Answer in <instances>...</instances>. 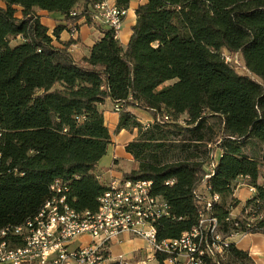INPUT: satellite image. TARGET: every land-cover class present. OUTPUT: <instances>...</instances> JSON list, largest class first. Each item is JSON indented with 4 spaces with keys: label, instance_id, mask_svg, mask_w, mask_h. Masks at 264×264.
<instances>
[{
    "label": "trees",
    "instance_id": "trees-1",
    "mask_svg": "<svg viewBox=\"0 0 264 264\" xmlns=\"http://www.w3.org/2000/svg\"><path fill=\"white\" fill-rule=\"evenodd\" d=\"M131 1L116 4L128 10ZM4 2L0 230L34 218L56 185L75 210H101L106 184L97 166L112 144L101 105L110 100L114 111L122 106L118 130L137 132L126 145L137 168L124 178L151 181L170 205L157 222L160 240L191 230L203 196L214 194L212 214L225 232H264V0H140L126 46L94 23L91 0ZM39 10L59 13L63 23L50 32ZM82 19L101 37L77 60L70 47L79 40L60 38ZM236 55L244 72L227 59ZM131 107L153 121L141 123ZM242 183L258 193L231 218ZM247 208L262 220L248 226ZM227 253L223 264H253L238 245Z\"/></svg>",
    "mask_w": 264,
    "mask_h": 264
},
{
    "label": "built area",
    "instance_id": "built-area-1",
    "mask_svg": "<svg viewBox=\"0 0 264 264\" xmlns=\"http://www.w3.org/2000/svg\"><path fill=\"white\" fill-rule=\"evenodd\" d=\"M89 8L94 23L115 30L117 35L120 33L128 10L118 7L116 0H91ZM77 33L75 30L71 37ZM121 109L122 106H117L115 111L119 113ZM1 159L0 153V164ZM208 178L209 175L204 177L203 190H209L206 184ZM241 180L246 178L241 177ZM151 183L146 180L134 182L130 178H113L105 182L103 218H86L84 221L69 219V209L64 206L67 197L59 195L64 188L53 186L56 195L34 217V220L53 219V228H43L41 240L21 249L10 245L5 255L0 256V264H110L118 261L132 264H223L228 258V248L232 244L238 245L240 238L250 234L225 232L220 220L219 224H211L210 213L213 212L209 210V201H220L214 194L203 196L198 223L191 230L178 238L160 240L158 233H153V226H157L161 218L170 216V205L161 196L150 192ZM243 185L250 199L257 195L255 185ZM249 213L252 215L247 218L248 226L263 218L262 212L247 208L246 214ZM231 218L235 216L231 214ZM14 226L20 227V231L34 229V222ZM130 237L145 242V258L141 254L143 249L137 250V255L130 259L123 254L115 257L111 254V245L122 244ZM0 239L5 237L0 236Z\"/></svg>",
    "mask_w": 264,
    "mask_h": 264
},
{
    "label": "crops",
    "instance_id": "crops-1",
    "mask_svg": "<svg viewBox=\"0 0 264 264\" xmlns=\"http://www.w3.org/2000/svg\"><path fill=\"white\" fill-rule=\"evenodd\" d=\"M139 3L140 0L131 1L128 12L130 11L132 13V18L130 21H127L126 17L125 22H123L124 25L122 27V30L118 34V38L124 46L128 44L130 36L132 34L131 28L136 23V8ZM0 6H6L4 0H0ZM38 14L41 16L42 23L49 27L50 32L53 31V28H55L56 25L63 23L62 15H60L59 13H49L47 11L39 10ZM18 15H20V11ZM98 37H101V32L99 30L86 24L83 19L80 20L78 33L73 37L75 39H78L79 42L70 47V53H72L75 59H81L83 56L89 54L90 47L95 43V40H97ZM69 39H71L70 32H68L67 30L62 32L60 42H67ZM113 106L114 104L110 100H107L103 105H101V108L104 112L106 124L110 130V133L112 134V144L108 147L106 155L100 160L97 166V174L104 182H108L113 178H124L127 173L129 174V172L137 168V164L134 161V158L126 151V145H128L129 142H132L136 138L137 132L136 130L133 132L125 129L118 130L121 114L115 112L113 110ZM129 111L133 113L137 117V119H139L138 121H141V123L143 124H147L153 121L152 115L140 108L131 107L129 108ZM105 158L110 159V163L108 164L109 167L107 169H105V166H103L101 163ZM235 197L240 200V204L232 210L231 213L233 216L241 213L244 205L250 198L245 185L239 184L238 188L235 191ZM134 239L138 238H127L128 241ZM127 240H125L122 244L111 245L110 251L114 257L120 255V253L118 255H115L116 252L114 251V249L118 247L121 248ZM141 241L143 242V244H145L143 240ZM144 247L145 246L142 245L134 248L130 252L131 254H129V256H126L124 254L123 255L130 259L133 257V255H137V250L144 249ZM238 247L245 251H248L253 264H264V232L250 233L240 238L238 240Z\"/></svg>",
    "mask_w": 264,
    "mask_h": 264
},
{
    "label": "bare ground",
    "instance_id": "bare-ground-1",
    "mask_svg": "<svg viewBox=\"0 0 264 264\" xmlns=\"http://www.w3.org/2000/svg\"><path fill=\"white\" fill-rule=\"evenodd\" d=\"M134 182H142L140 180H134ZM152 184V183H151ZM150 184V192H151ZM152 193V192H151ZM218 196V195H216ZM219 198V196H218ZM103 194L99 198L101 205V210L98 212L91 211H77L73 209L70 204L65 201V209H69V219L75 221H84L86 218L89 220H98L104 215V202ZM213 201H209V210L212 212ZM34 222V229H23L20 231L18 226H9L0 230V236L5 237V239H0V256L5 255L7 249L12 245L15 248H22L27 246L31 242H37L43 238V228H53V219H35L27 221L25 224H31ZM211 224H219V220L212 213H210ZM153 233H157L156 226H153ZM120 263L129 264L127 261H120Z\"/></svg>",
    "mask_w": 264,
    "mask_h": 264
},
{
    "label": "rangeland",
    "instance_id": "rangeland-1",
    "mask_svg": "<svg viewBox=\"0 0 264 264\" xmlns=\"http://www.w3.org/2000/svg\"><path fill=\"white\" fill-rule=\"evenodd\" d=\"M132 18V13L129 11L128 15H127V21H130ZM78 40V39H77ZM229 60L232 61V63L237 67L238 71L240 72H244L245 69L242 67V60H240V58L236 55L233 58H231L230 56H228ZM171 83V82H169ZM107 157V156H106ZM102 165L105 166V169H107L109 166L108 164L110 163V159L105 158L102 162ZM134 238V237H133ZM127 240V239H126ZM145 246L144 249L142 250L141 254H142V258L146 257V244H143V242L138 238V239H134V240H127L125 242V244L120 248H115L114 251L116 252L115 255L117 254H124L126 256H129V254H131L130 252L134 249L137 248L139 246ZM129 264H132V262L127 261ZM136 263V262H135Z\"/></svg>",
    "mask_w": 264,
    "mask_h": 264
}]
</instances>
